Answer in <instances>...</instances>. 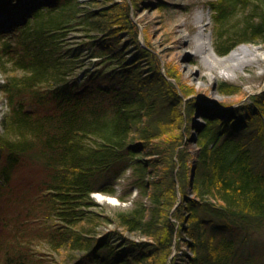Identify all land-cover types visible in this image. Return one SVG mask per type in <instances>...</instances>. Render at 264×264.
<instances>
[{"label": "trees", "instance_id": "16d2710c", "mask_svg": "<svg viewBox=\"0 0 264 264\" xmlns=\"http://www.w3.org/2000/svg\"><path fill=\"white\" fill-rule=\"evenodd\" d=\"M142 2L28 0L1 28L0 264H264V90L230 108L190 97L140 44ZM207 5L217 54L264 45V0ZM71 27L96 33L69 46ZM133 189L125 209L93 196Z\"/></svg>", "mask_w": 264, "mask_h": 264}, {"label": "rangeland", "instance_id": "374dc122", "mask_svg": "<svg viewBox=\"0 0 264 264\" xmlns=\"http://www.w3.org/2000/svg\"><path fill=\"white\" fill-rule=\"evenodd\" d=\"M34 7L54 6V0H32ZM81 0H78L80 2ZM164 1L169 5L163 9L157 4ZM209 0H143L139 11L134 14V20L139 28V42L146 43L158 53L162 60V69L170 66L180 74L183 83L188 84L195 92L190 97L202 98L210 106L217 103H229L230 107H238L252 101L251 96L264 90V56L252 63L242 64L238 62H213L212 52L209 51L206 57L197 51V38L201 32L203 38H209L213 53H216L212 43V17L211 9L207 5ZM28 0H4L0 3V30L8 29L12 24L24 21L27 13L24 11L25 3ZM83 3H79L82 6ZM95 5L85 4L83 10L91 9ZM33 7L30 5L28 9ZM74 24V21L70 22ZM87 32V33H86ZM92 29H75L71 27L68 31L66 44L74 46L78 42L88 40L86 34H95ZM247 46H259L264 49L263 44L246 43ZM217 54V53H216ZM219 55V54H217ZM222 56V55H219ZM224 56V55H223ZM85 57V63H88ZM88 66V64H87ZM81 70L77 69L79 73ZM226 81L236 84L241 88L238 94H222L218 90V84ZM6 82L4 73L0 71V116L9 109L8 100L1 90L2 84ZM196 120L202 121L196 113ZM191 150L196 146L190 144ZM130 173L127 172L118 186L117 194L122 195L127 187ZM137 189H133L130 196L124 200L116 195H109L102 192L93 194L95 200L109 210L115 208H128L133 205ZM104 227V228H103ZM112 224L102 225L101 228H111Z\"/></svg>", "mask_w": 264, "mask_h": 264}, {"label": "bare ground", "instance_id": "6f19581e", "mask_svg": "<svg viewBox=\"0 0 264 264\" xmlns=\"http://www.w3.org/2000/svg\"><path fill=\"white\" fill-rule=\"evenodd\" d=\"M197 51L201 54H203L206 59V55L209 51L212 52V61L213 62H231L232 64H236L238 62H241L242 64L252 63L257 61L259 58L264 56V49L260 48L259 46H247L244 44H240L234 49H232L228 54L224 56H219L216 53H213V50L211 48V42L209 38H203V33L199 34L197 38Z\"/></svg>", "mask_w": 264, "mask_h": 264}]
</instances>
